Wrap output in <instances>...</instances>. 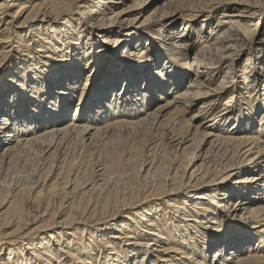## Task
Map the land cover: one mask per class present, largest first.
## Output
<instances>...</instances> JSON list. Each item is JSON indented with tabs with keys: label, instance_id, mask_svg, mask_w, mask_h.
I'll use <instances>...</instances> for the list:
<instances>
[{
	"label": "bare ground",
	"instance_id": "6f19581e",
	"mask_svg": "<svg viewBox=\"0 0 264 264\" xmlns=\"http://www.w3.org/2000/svg\"><path fill=\"white\" fill-rule=\"evenodd\" d=\"M262 5L0 0V58L9 63L46 60L52 67L66 56L96 52L115 67L117 49L120 59L149 49L179 69L167 94L139 109L131 97L112 93L117 99L107 102L108 113L79 105L70 119L66 110L0 139V254L9 256L0 264H208V234L226 213L247 231L238 227L217 241L213 264L221 256V264H264V115L254 126L240 110L247 84H264L247 71L251 65L264 75ZM114 121H142L141 136L127 141L129 129L104 128ZM157 129L158 147L139 143ZM115 140L128 143L135 162L119 175L104 169L101 178L96 161L111 155ZM92 145L98 154H90ZM97 210L108 220L74 229L76 216ZM90 248L99 254L86 253Z\"/></svg>",
	"mask_w": 264,
	"mask_h": 264
},
{
	"label": "snow or ice",
	"instance_id": "6c2138e0",
	"mask_svg": "<svg viewBox=\"0 0 264 264\" xmlns=\"http://www.w3.org/2000/svg\"><path fill=\"white\" fill-rule=\"evenodd\" d=\"M136 51L138 54L125 53V58L120 59L117 49L115 67H110L104 61L105 54L96 52L86 54L83 59H79L77 54L66 56L63 58L64 63L53 64L52 67H48L46 60L17 63L13 58L12 63H9L7 57L0 58V139L8 133L23 135L21 129L27 125L50 122L59 118L66 110L70 119L79 105L91 104L108 113L110 110L107 102L109 99L113 102L117 99L112 93H117L121 100L131 97L128 103H134L137 109L144 106L142 101L146 99L150 101L161 92L167 94L179 71L175 62L161 58L155 51L149 49ZM247 71L252 74V80L264 79L260 68H253L250 65ZM241 83H245L243 76ZM223 86L230 87L227 84ZM247 87L248 94L243 97L244 102L240 105L242 120H251L255 126L257 120L264 115V84L257 83L252 86L249 83ZM117 127L129 129L130 131L126 133L127 141L134 142L135 137L141 136V132L136 129L142 130L144 123L114 121L104 125V128L109 130ZM63 131L66 130L61 129V132ZM149 135H144L139 143L144 147H147L148 143L158 147L156 140L160 135L159 130L157 129L151 140ZM92 147L96 148V153H90L91 155L100 152L96 145ZM110 147L111 155L107 158L101 155L96 161V172L101 178L105 177L104 169L111 168L119 175L121 166H129L135 162L129 156V152L133 150L129 148L127 142L115 140L110 142ZM148 155H152L151 151ZM127 175L131 177L133 173L128 171ZM38 195L44 196L45 193L40 190ZM230 217L231 213H226L225 222L212 226L214 230L208 234L211 238L208 245L210 253L208 264H213L211 253L218 252L219 245L216 242L225 240L232 229L241 227L240 224L233 223ZM238 219L245 221L247 217L239 216ZM200 243L203 247V242ZM0 258L5 262L9 260L6 253L0 254ZM223 259L224 256H221L215 264H221ZM200 260H203L202 256Z\"/></svg>",
	"mask_w": 264,
	"mask_h": 264
},
{
	"label": "rangeland",
	"instance_id": "374dc122",
	"mask_svg": "<svg viewBox=\"0 0 264 264\" xmlns=\"http://www.w3.org/2000/svg\"><path fill=\"white\" fill-rule=\"evenodd\" d=\"M264 32V26L261 28V33ZM230 85V89L231 86L234 85L233 83L229 84ZM221 107H224V102L222 101L221 103ZM102 212L100 210H97V212L95 214H86L83 218H79V216L75 217V224L74 226H76L74 229L81 227L83 228L84 226H93L96 225L98 223L104 222L108 219H103V216H101ZM109 215V214H108ZM243 223V221H242ZM240 229H243V231H247L246 227H244V225H241ZM97 240V237L93 238L92 240H89L90 242H95ZM77 241H79L77 239ZM67 242L69 243L70 241L67 240ZM85 244H88V239L85 238L84 239V243L82 245H79L81 247L82 252L86 251L85 248H87V246H85ZM67 248L70 247L69 244H66ZM78 245V244H77ZM91 245V244H89ZM92 246V245H91ZM97 248H90L89 250H87L86 253L90 252V251H94L95 253ZM73 254H76V252L74 251ZM99 254V252H97V255ZM82 256H87V254H82Z\"/></svg>",
	"mask_w": 264,
	"mask_h": 264
}]
</instances>
